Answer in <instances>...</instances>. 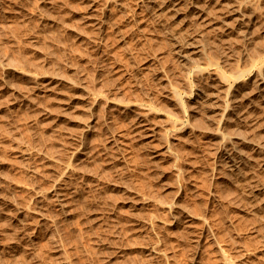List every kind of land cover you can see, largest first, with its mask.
Here are the masks:
<instances>
[{
	"label": "rangeland",
	"instance_id": "1",
	"mask_svg": "<svg viewBox=\"0 0 264 264\" xmlns=\"http://www.w3.org/2000/svg\"><path fill=\"white\" fill-rule=\"evenodd\" d=\"M158 2L0 0V264H264V0Z\"/></svg>",
	"mask_w": 264,
	"mask_h": 264
},
{
	"label": "bare ground",
	"instance_id": "2",
	"mask_svg": "<svg viewBox=\"0 0 264 264\" xmlns=\"http://www.w3.org/2000/svg\"><path fill=\"white\" fill-rule=\"evenodd\" d=\"M152 2H158L159 4H166L168 0H151ZM188 45V44H187ZM185 44H181V47H187ZM182 54V53H181ZM185 54L183 53L182 56ZM259 76V75H258ZM255 89L258 91L261 99L264 100V75L259 76L255 80ZM223 152V151H222ZM223 160L228 169L233 175L242 176V167L247 164L249 157L245 155L242 150L236 146H226L222 153ZM263 199V198H262Z\"/></svg>",
	"mask_w": 264,
	"mask_h": 264
}]
</instances>
